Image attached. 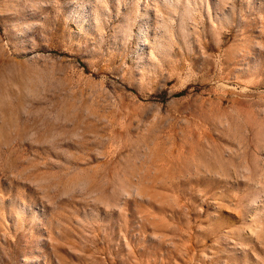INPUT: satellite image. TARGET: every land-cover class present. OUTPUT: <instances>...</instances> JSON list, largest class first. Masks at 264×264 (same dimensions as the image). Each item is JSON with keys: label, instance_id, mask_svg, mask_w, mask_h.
Returning a JSON list of instances; mask_svg holds the SVG:
<instances>
[{"label": "rangeland", "instance_id": "rangeland-1", "mask_svg": "<svg viewBox=\"0 0 264 264\" xmlns=\"http://www.w3.org/2000/svg\"><path fill=\"white\" fill-rule=\"evenodd\" d=\"M0 264H264V0H0Z\"/></svg>", "mask_w": 264, "mask_h": 264}]
</instances>
